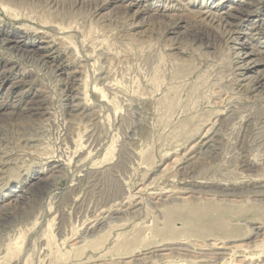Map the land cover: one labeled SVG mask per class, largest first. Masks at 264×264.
<instances>
[{
	"label": "rangeland",
	"instance_id": "374dc122",
	"mask_svg": "<svg viewBox=\"0 0 264 264\" xmlns=\"http://www.w3.org/2000/svg\"><path fill=\"white\" fill-rule=\"evenodd\" d=\"M46 2L0 0V264H264V0Z\"/></svg>",
	"mask_w": 264,
	"mask_h": 264
},
{
	"label": "bare ground",
	"instance_id": "6f19581e",
	"mask_svg": "<svg viewBox=\"0 0 264 264\" xmlns=\"http://www.w3.org/2000/svg\"><path fill=\"white\" fill-rule=\"evenodd\" d=\"M46 1H48V0H45V2ZM46 3H48V2H46ZM53 4V3H52ZM230 15V14H229ZM229 15H227V16H223V17H215V16H213L212 17V19L211 20H213V18L215 19L214 21H216L217 20V22H219V24L224 28V34H225V36L227 37H229L230 35H231V31H232V29H233V26H234V23L231 21V20H229ZM205 16V15H204ZM211 16H212V14H211ZM232 16V15H231ZM231 18V17H230ZM213 21V22H214ZM212 22V21H211ZM212 22V23H213ZM237 31V30H236ZM233 33H235V32H233ZM223 38H224V36H223ZM1 42H2V40H1ZM11 47H12V45H11ZM13 47H15L14 45H13ZM12 47V48H13ZM15 48H17V47H15ZM28 54V53H27ZM26 54V55H27ZM207 141H208V139H207ZM178 174V173H177ZM200 189V188H199Z\"/></svg>",
	"mask_w": 264,
	"mask_h": 264
}]
</instances>
